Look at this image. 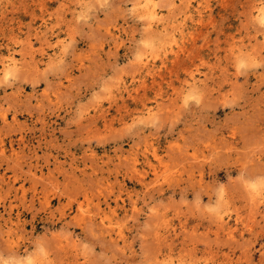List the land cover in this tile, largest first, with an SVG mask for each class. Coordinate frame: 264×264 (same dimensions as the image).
<instances>
[{
    "label": "rangeland",
    "instance_id": "obj_1",
    "mask_svg": "<svg viewBox=\"0 0 264 264\" xmlns=\"http://www.w3.org/2000/svg\"><path fill=\"white\" fill-rule=\"evenodd\" d=\"M86 1L0 0V264H264V0Z\"/></svg>",
    "mask_w": 264,
    "mask_h": 264
},
{
    "label": "bare ground",
    "instance_id": "obj_2",
    "mask_svg": "<svg viewBox=\"0 0 264 264\" xmlns=\"http://www.w3.org/2000/svg\"><path fill=\"white\" fill-rule=\"evenodd\" d=\"M86 0H78V4L81 7H84L86 5ZM158 0H137V5H139V10L142 14V16H145L147 18V22L150 26L157 25L159 23L163 24V18L161 17V10L158 8ZM256 19L259 22L260 25H264V8L262 6L256 7ZM185 18V17H184ZM164 29H167V26H163ZM186 28L184 27V23L178 24L176 26H173V30L170 32V36L167 39V42H169L170 47L164 48V53L167 50L173 51L174 46H179V39L184 38V31ZM173 43V45H172ZM61 58V54L55 55V57L51 58V62H54L56 60H59ZM24 59V57H23ZM1 74L4 78H8V76H12L15 72H17L21 67L24 66L22 63V59H17L15 57V54H9V56L6 59L2 60L1 64ZM33 68L39 69L40 64L39 63H33ZM185 86L191 87V88H197V81L196 77L193 73L189 75V80L185 83ZM154 111L153 109H147L145 112H142L143 115H148L149 118L152 117ZM156 156V155H155ZM227 228H225L226 230ZM119 235H122V231H118ZM232 231H228V235H232ZM168 264H176L175 261L171 260Z\"/></svg>",
    "mask_w": 264,
    "mask_h": 264
}]
</instances>
